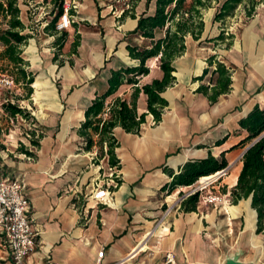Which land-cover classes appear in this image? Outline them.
<instances>
[{
    "label": "crops",
    "instance_id": "1",
    "mask_svg": "<svg viewBox=\"0 0 264 264\" xmlns=\"http://www.w3.org/2000/svg\"><path fill=\"white\" fill-rule=\"evenodd\" d=\"M41 1L33 6L19 0L24 32L31 34L21 46L23 56L27 53L24 58L35 78L33 69L45 65L48 70L47 102L27 106L35 108L34 119L43 126L39 145L24 147L32 155L22 148L0 147L4 174L22 179L31 201L38 234L27 264H224L227 254L242 248L243 261L252 259L255 251L257 262L264 264V230H258L252 198L234 202L232 195L243 155L257 140L248 139L242 119L256 107L264 109V2L248 16L244 0L235 11L245 16L241 29L224 39L217 37L225 21L216 20L224 0H213L202 9L201 33H187L184 51L173 60L175 78L161 93L167 101L160 108L161 118L157 121L149 111L148 95L141 91L136 110L146 118L140 130L114 128L117 168L110 166L94 132L95 142L87 146L82 126L93 100L109 88L112 70L140 63L128 46H152L151 38L134 31L142 15L155 14L156 0H79L77 19L61 41L60 31L47 27L58 21L61 4L46 24L38 10ZM132 5L133 15L122 16ZM165 33L166 28L155 29L154 39ZM58 54L64 58L61 63ZM219 62L231 78L222 92ZM146 65L150 71L138 76V83L124 82L106 98V110L118 97L131 104L137 86L163 77L160 56L148 58ZM55 75L61 89L53 88ZM5 103L0 105V136L6 135ZM209 157L226 161L227 175L212 184L225 201L209 205L198 192L196 202L187 199L183 207V201L175 203L179 191L200 178L171 191L165 186L187 163ZM101 187L108 189L105 201L94 197ZM168 205H174L172 212L162 219ZM223 229L229 230L227 241L213 237ZM2 254L8 256L7 251Z\"/></svg>",
    "mask_w": 264,
    "mask_h": 264
},
{
    "label": "trees",
    "instance_id": "2",
    "mask_svg": "<svg viewBox=\"0 0 264 264\" xmlns=\"http://www.w3.org/2000/svg\"><path fill=\"white\" fill-rule=\"evenodd\" d=\"M134 1V0H132ZM212 0H192L189 6H185L186 0H156L157 9L153 15H142L134 32H140L144 36L152 39V46L140 48L129 45L128 49L133 58L140 60L135 66H127L117 70H112L109 78V88L106 92L98 95L87 109V120L82 126V132L86 136L87 146L91 147L95 140L92 132L98 135V145L108 155L109 164L112 167H120V160L116 155L115 148L118 140L114 136V128L121 125L127 131L138 132L141 124L145 121L146 113L138 115L136 110L137 99L141 91L148 95V109L158 121L161 118V110L167 103L161 95L162 91L174 80L173 66L174 58L185 49V35L192 33L198 36L204 26L202 20V9L211 5ZM264 0H247L245 9L248 16H252L256 7ZM244 3V0H224L220 5L216 20L225 21L232 16L237 7ZM61 4V2H60ZM133 5L126 9L122 16L132 14ZM60 14L62 8L60 6ZM21 8L19 0H0V15L6 20V28L0 31V61L4 62L0 66L2 70L14 77L16 83H23L28 86V91H33L32 84L35 81V73L29 69L28 61L23 56L21 46L27 42L31 36L25 33V24L20 17ZM47 27L56 29L55 20ZM166 28L164 37L155 38V29ZM66 32L60 36L59 40L65 38ZM233 34L225 36V30L217 37L224 39L232 37ZM153 56H160V67L163 70L162 78H155L142 87L137 86L131 104L121 97H118L107 108L106 98L113 94L124 82L138 83V76L149 73L150 67L146 65V60ZM3 64V63H2ZM218 71L221 78L219 80L220 92L225 91L230 84V72L225 64L219 62ZM5 72V71H4ZM13 114L23 113L24 110L16 104H7ZM104 114L107 116L104 117ZM242 125L249 131V140L257 139L248 147L243 155V166L238 182L233 189V201L237 202L241 198H252V205L258 212V230H264V109L256 107L246 118L242 119ZM33 144L39 145V138H33ZM106 147V150H105ZM25 153L32 155V152L22 147ZM226 161L219 162L213 157L200 161L189 162L184 170L177 174L174 179L165 186L164 189L171 191L177 184H191L204 175L215 173L226 168ZM198 192L190 195L182 202H196ZM188 199V200H187ZM187 200V201H186ZM187 207V206H186Z\"/></svg>",
    "mask_w": 264,
    "mask_h": 264
},
{
    "label": "built area",
    "instance_id": "3",
    "mask_svg": "<svg viewBox=\"0 0 264 264\" xmlns=\"http://www.w3.org/2000/svg\"><path fill=\"white\" fill-rule=\"evenodd\" d=\"M79 0H61L62 12L56 22V29L69 28L77 19ZM15 84L14 77L0 71V105L4 103L5 87H12ZM211 179L203 181V184H193L188 190L180 192L175 203H180L187 197L202 189L210 183L219 180L228 173V167L215 172ZM200 182V181H199ZM108 189L101 187L94 197L98 201H105ZM209 198H214L210 196ZM174 205H168L162 219L172 212ZM37 231L31 216V201L26 193L25 182L20 178L6 176L0 168V264H27L26 257L34 250L37 244ZM2 251H7L8 256L4 257ZM104 255V250L99 253V262ZM50 264H60L50 262Z\"/></svg>",
    "mask_w": 264,
    "mask_h": 264
},
{
    "label": "rangeland",
    "instance_id": "4",
    "mask_svg": "<svg viewBox=\"0 0 264 264\" xmlns=\"http://www.w3.org/2000/svg\"><path fill=\"white\" fill-rule=\"evenodd\" d=\"M191 1L192 0H186L185 6H189L191 4ZM212 2H213V0L211 1V3ZM35 3H36V0H28V4H30V5L32 4L34 6ZM59 3H60L59 0H42L41 1L40 4L43 7L38 9V10L41 12L40 16H42V18L44 19V22H46V24H48V22H51V20H53V18L55 17L56 7L58 6ZM235 13L237 16H234ZM235 13L232 16H230L228 19H226L225 22H223V24H224L223 29L227 33V36L232 34V32H239V30L241 29V27L245 21V16H244L242 11H239L238 13L235 12ZM46 24H45V26H46ZM6 26H7L6 20L4 18H2V16L0 15V31L4 30L6 28ZM40 29L43 31L45 28L40 27ZM64 30L65 29L58 30V31H60V33H59L60 36L63 35ZM56 49H58V48L56 47ZM24 56H27V53ZM63 59L64 58L61 57L60 55L58 56L59 63H61ZM4 64L5 63L3 61L2 62L0 61V66H3ZM29 69L31 70L32 67L30 66ZM33 70L37 73L36 74L37 76L35 78L36 83L33 85L38 86L39 90H36V87H33V91L31 93H29L28 86L24 85L23 83H16V81L12 87H10V88L5 87V89H4V102H7V103H5V105H7L9 103L16 104L19 107H21L24 110V112L13 114L9 109H4L3 116H4V118H6L7 121L4 124L6 135L2 134L0 136L1 137L0 138V147L2 149H7V148L15 149L16 148V150H17V148H22V147H28V148H31L34 146L36 147V145L33 144V138L37 139V138L41 137L43 126L40 123L36 122V120L34 119L33 112H34L35 108H32V107L27 108V106H28L29 102H47L48 98L45 96V93H46L45 91H47L46 89H48V88H46V86H45V80L48 77V70H47V66H45V65L38 67V69H33ZM37 70H41V71L38 72ZM0 71L1 72L5 71L4 73L9 74L8 73L9 71L2 70L1 68H0ZM37 79H39V80H37ZM40 81H42V82L40 83ZM51 81H52L53 88L55 90H56V88L61 89V81H60V79H58V77H56V75L54 76V78H51ZM0 168L3 170L4 166L0 165ZM225 175H227V174H225ZM106 176L107 175L104 176L102 173L101 178L105 179ZM201 178H202V176L200 177V180H198L194 184H196V185L200 184V186H201L203 184V182L201 181L202 180ZM211 178H209V179H211ZM216 182H217V180L210 183L209 185H207L206 188H204L200 191L201 192L200 196L209 205H215L216 206V205H218V203L220 204V203L225 201V197L222 194L217 195L214 192L218 189L212 188V184L216 183ZM210 196H213L214 198L211 199V198H209ZM229 236H230L229 230L223 229V230L219 231L218 233H215V236H213V237L214 238L217 237V239H219L221 241H227ZM236 253H240V257L242 259V257H244L246 252L242 248V249L236 250L232 254H227L225 256L224 263L229 256H232ZM248 258H250V256H248ZM256 259H257V253L255 251H253V258L249 259V261H247V262L259 264V262H257ZM262 261H264V258Z\"/></svg>",
    "mask_w": 264,
    "mask_h": 264
},
{
    "label": "water",
    "instance_id": "5",
    "mask_svg": "<svg viewBox=\"0 0 264 264\" xmlns=\"http://www.w3.org/2000/svg\"><path fill=\"white\" fill-rule=\"evenodd\" d=\"M224 264H254L252 262H245L241 259L240 253H236L232 256H229Z\"/></svg>",
    "mask_w": 264,
    "mask_h": 264
},
{
    "label": "bare ground",
    "instance_id": "6",
    "mask_svg": "<svg viewBox=\"0 0 264 264\" xmlns=\"http://www.w3.org/2000/svg\"><path fill=\"white\" fill-rule=\"evenodd\" d=\"M155 59V58H154ZM36 82H34L33 84H35ZM216 175V173H213V174H209V175H204V176H202V182L203 181H206V180H208L209 178H211V177H213V176H215Z\"/></svg>",
    "mask_w": 264,
    "mask_h": 264
}]
</instances>
